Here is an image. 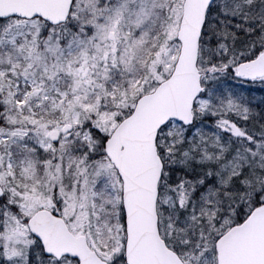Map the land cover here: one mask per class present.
Instances as JSON below:
<instances>
[{
	"label": "snow or ice",
	"instance_id": "6c2138e0",
	"mask_svg": "<svg viewBox=\"0 0 264 264\" xmlns=\"http://www.w3.org/2000/svg\"><path fill=\"white\" fill-rule=\"evenodd\" d=\"M0 264H264V0H0Z\"/></svg>",
	"mask_w": 264,
	"mask_h": 264
}]
</instances>
